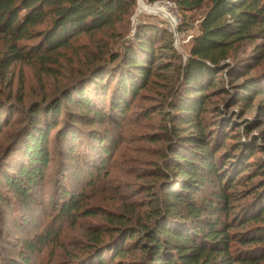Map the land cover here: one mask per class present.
Here are the masks:
<instances>
[{
    "label": "trees",
    "instance_id": "obj_1",
    "mask_svg": "<svg viewBox=\"0 0 264 264\" xmlns=\"http://www.w3.org/2000/svg\"><path fill=\"white\" fill-rule=\"evenodd\" d=\"M172 1L183 12L210 4L181 68L170 112L162 113L171 121L173 134L163 163L153 171L161 179V196L149 202L152 222L112 226L107 230V242L96 229L85 255L75 264L114 263L133 252H140L142 259L115 264H264V160H254L258 153L264 155V145L226 134L233 121L225 119L217 121L218 131L207 132L204 116L209 91L216 86L217 75L230 67L223 64L236 45L264 39V0ZM137 4L138 0H0V35L7 43L2 67L17 62H54L52 55L68 48L77 37L123 23ZM168 34L162 27L139 25L125 50L111 54L105 64L97 65L76 83L80 87L75 96L81 106L103 122L104 112L95 110L96 105L86 97V84L91 81V86L99 88L102 99L103 92L109 90L106 80L114 77L111 111L123 118L128 113V99L136 98L156 75V46ZM168 49L170 46L162 52ZM229 76L240 73L233 67ZM257 83L251 78L234 86L232 103L248 104L264 94ZM66 93L65 101L76 103L75 96ZM61 107L62 102L56 100L29 109L23 163L17 174L6 177L8 186L23 200H31V190L49 166L48 138L55 125L50 117L60 115ZM160 140L159 135L152 137L154 142ZM62 198L52 222L22 242L18 260H9V264H36V256L59 245L67 225L75 226L80 218L96 213L86 208L83 194L67 192Z\"/></svg>",
    "mask_w": 264,
    "mask_h": 264
},
{
    "label": "rangeland",
    "instance_id": "obj_2",
    "mask_svg": "<svg viewBox=\"0 0 264 264\" xmlns=\"http://www.w3.org/2000/svg\"><path fill=\"white\" fill-rule=\"evenodd\" d=\"M167 2L174 1L138 0L132 15L123 23L77 37L68 48L52 55L54 62L47 64L17 62L2 67L7 43L0 35V264L18 260L21 243L31 240L52 222L67 192L83 194L86 208H93L96 213L80 218L75 226L67 225L59 245L49 246L36 256V264H75L85 255L96 229L102 231L101 240L107 242V230L112 226L152 222L149 202L161 196V179L153 171L163 163L173 134L171 121L162 113L170 112L173 93L181 82V68L210 4L187 12L179 10L181 23L174 30L171 16L163 6ZM139 25L162 27L169 32L156 46V75L136 98L128 99V113L123 118L111 111L114 77L104 81L109 90L103 92L102 99L99 88L88 82L86 97L96 105L95 110L104 112L103 122L95 120L90 109L82 107V101L75 96L82 80L78 81L97 65L105 64L111 54L125 50L134 41ZM227 65L230 67L217 75L216 86L209 91L204 114L207 132L218 131L217 121L225 119L233 121L226 134L264 145V94H258L248 104L232 103L236 97L234 86L244 79L254 78L264 91V39L238 43L223 64ZM233 67L240 76H229ZM66 92L75 96L76 103L65 101ZM56 100L62 102V107L60 115L50 117L55 124L48 138L50 163L31 190V200H23L8 186L6 177L17 174L23 163L29 109L33 104L47 106ZM163 131L170 135L161 134ZM156 135L161 137L158 142L152 141ZM94 137L99 140L94 141ZM99 143H103L102 149ZM254 160H264V155L258 153ZM113 220L116 221L109 222ZM141 259L140 252H133L109 264Z\"/></svg>",
    "mask_w": 264,
    "mask_h": 264
},
{
    "label": "built area",
    "instance_id": "obj_3",
    "mask_svg": "<svg viewBox=\"0 0 264 264\" xmlns=\"http://www.w3.org/2000/svg\"><path fill=\"white\" fill-rule=\"evenodd\" d=\"M163 6L171 16L170 24H172V26H175L174 30H176V26H178L181 23L180 11L177 4L175 2H167Z\"/></svg>",
    "mask_w": 264,
    "mask_h": 264
},
{
    "label": "bare ground",
    "instance_id": "obj_4",
    "mask_svg": "<svg viewBox=\"0 0 264 264\" xmlns=\"http://www.w3.org/2000/svg\"><path fill=\"white\" fill-rule=\"evenodd\" d=\"M161 11H162V12H165V10H164V9H162Z\"/></svg>",
    "mask_w": 264,
    "mask_h": 264
}]
</instances>
